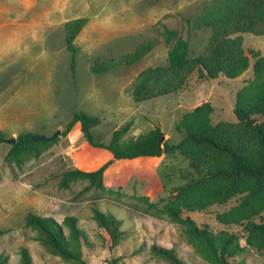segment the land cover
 I'll use <instances>...</instances> for the list:
<instances>
[{"label":"rangeland","instance_id":"obj_1","mask_svg":"<svg viewBox=\"0 0 264 264\" xmlns=\"http://www.w3.org/2000/svg\"><path fill=\"white\" fill-rule=\"evenodd\" d=\"M215 1L0 0V133L3 139H10L21 133L50 137L60 131L55 144L20 167L4 162L11 144H0V253L8 254V264H19L21 246L28 248L32 264H74L52 255L39 243L37 232L25 224L29 214L52 218L58 224L66 217L76 218L87 236V245L82 247L85 264H110L113 260L116 264H170L152 253L154 244L173 249L183 264H213L188 242L182 224L136 199L146 196L136 178L119 191L112 188L118 191L114 194L87 189L86 181L72 182L68 188L61 187L60 182L65 171L81 170L75 158L80 144L72 145L61 136L75 113L100 120L92 129V139L103 144H108L114 130L127 124L125 138L159 126L164 140L177 144L182 136L175 131V123L205 102L213 106V124L236 122L235 96L245 81L253 78L252 60L249 69L233 80L209 82L193 76L188 80L190 88L178 94L142 103L134 102L131 96L140 72L168 66L167 55L173 43L164 42L165 29L177 31L186 40L189 57L204 51L211 30H192L190 25ZM79 19L85 24L74 40L76 54L72 58L65 46V25ZM241 37L245 52L255 50L264 55L263 37ZM149 41L155 42L153 50L136 64L103 74L91 71L95 63L121 58ZM162 159L158 174L166 189L158 208L191 179L189 162L180 153L163 155ZM94 204L123 221L125 235L113 250L93 219ZM234 205L232 200L212 207L208 214L183 216L198 225H209L214 232L225 228L241 235L238 227L227 228L215 220L216 214ZM239 244L244 255L238 261L264 264V249L247 244L243 237Z\"/></svg>","mask_w":264,"mask_h":264},{"label":"trees","instance_id":"obj_2","mask_svg":"<svg viewBox=\"0 0 264 264\" xmlns=\"http://www.w3.org/2000/svg\"><path fill=\"white\" fill-rule=\"evenodd\" d=\"M84 24L85 20L79 19L65 25V46L72 58L76 54L74 40ZM190 27L192 30H211L204 51L196 57H189L186 40L177 31L165 29L164 42L173 43L167 55L168 66L151 67L140 72L131 91L132 99L142 103L187 91L190 88L188 80L193 76L199 81L233 80L249 69L252 60L253 78L245 81L235 96L233 113L236 122L213 124V106L205 102L185 112L175 123V131L182 136L177 144H170L167 140L160 143L164 134L159 126L137 137L125 138L129 124L114 130L108 144H103L92 139V129L100 120L82 112L75 113L61 136L67 137L79 124L82 139L93 148L108 151L112 159L90 172L76 168L67 170L62 173L60 185L68 188L72 182L86 181L87 189L114 194L122 188L114 192L103 183V174L113 161L161 157L178 152L189 162L191 179L177 187L162 208H158V204L164 202L160 198L166 189L163 182L157 202L150 201L147 196L136 199L147 208L158 209L171 221L182 224L188 242L213 264H243L238 261L244 255L239 244L242 237L247 244L264 249V55L255 50L245 52L241 35L264 38V0H216ZM154 46V41L142 43L121 58L109 57L95 63L91 71L103 74L128 68L148 55ZM33 136L37 134H18L4 156V162L20 167L25 161L40 157L58 140L44 135V140L33 141ZM2 142L0 133V144ZM232 200L235 205L216 214L215 220L227 228L238 227L242 236L225 228L214 232L209 225H198L189 216H183L186 213L208 214L212 207L223 206ZM92 213L98 229L109 239V249L117 248L125 235L121 218L101 211L96 204ZM25 224L37 232V240L49 253L65 262L85 264L82 247L87 245V236L76 218L66 217L62 224H58L52 218L29 214ZM18 251L19 264H32L27 247L21 246ZM151 251L170 264H183L173 249L154 244ZM8 262V254L0 253V264ZM110 264H116V261Z\"/></svg>","mask_w":264,"mask_h":264},{"label":"crops","instance_id":"obj_3","mask_svg":"<svg viewBox=\"0 0 264 264\" xmlns=\"http://www.w3.org/2000/svg\"><path fill=\"white\" fill-rule=\"evenodd\" d=\"M81 138L80 126L76 124L67 135V139L72 145L80 144L75 158L80 163L78 168L82 171L96 170L112 159L108 151L93 148ZM162 157H139L132 160L113 161L103 174V183L108 188H125L134 177L142 186L141 193L154 199L162 193V180L158 174L159 166L163 161Z\"/></svg>","mask_w":264,"mask_h":264},{"label":"water","instance_id":"obj_4","mask_svg":"<svg viewBox=\"0 0 264 264\" xmlns=\"http://www.w3.org/2000/svg\"><path fill=\"white\" fill-rule=\"evenodd\" d=\"M60 134V131H56L55 132V134L52 136V137H56V136H58ZM31 139L33 140V141H37V140H44L45 139V136H42V135H37V136H33V137H31ZM165 140H164V136L163 137H161L160 139H159V142L160 143H163ZM3 142H5V143H9V144H13L14 142H15V138H10V139H3Z\"/></svg>","mask_w":264,"mask_h":264}]
</instances>
